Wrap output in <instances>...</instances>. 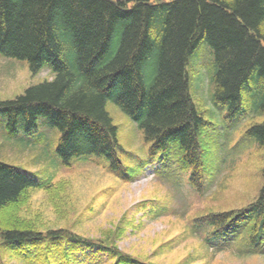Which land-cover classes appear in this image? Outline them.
<instances>
[{"label":"trees","instance_id":"1","mask_svg":"<svg viewBox=\"0 0 264 264\" xmlns=\"http://www.w3.org/2000/svg\"><path fill=\"white\" fill-rule=\"evenodd\" d=\"M203 41L214 55L213 101L229 118L244 106L264 118V0H0V56L27 61L33 76L45 68L55 75L0 101V116L12 132L20 122L31 132L45 118L61 132L57 154L65 166L99 158L110 174L133 182L135 167L123 164L107 110L112 100L150 144L143 168L161 163L158 173L170 175L174 164L201 193L210 179L206 122L187 66ZM246 134L264 149V120ZM262 176L253 201L193 218L191 236L212 253L264 256V167ZM39 190L58 213L74 209L70 182L43 183L0 161V264H160L153 256L176 246L162 243L148 257L123 251L118 241L130 221L96 238L46 228L24 216ZM155 202L139 210L152 218L171 210ZM182 264H196L193 253Z\"/></svg>","mask_w":264,"mask_h":264},{"label":"rangeland","instance_id":"2","mask_svg":"<svg viewBox=\"0 0 264 264\" xmlns=\"http://www.w3.org/2000/svg\"><path fill=\"white\" fill-rule=\"evenodd\" d=\"M214 72L213 50L203 41L187 66L191 96L206 122L201 141L210 179L201 193L190 185V173L177 171L174 164L170 175L158 173L161 163L143 168L150 144L145 142L138 124L112 100L108 101L107 110L119 129L123 164L135 167L133 182L110 174L99 158L75 160L70 167L65 166L57 154L61 132L45 118H40L31 132L23 122L12 132L7 119L0 116V161L43 183L68 181L70 197H74L75 210L63 214L48 203L45 190L35 191L24 216L46 228L68 227L90 238L130 221L133 225L126 227L118 241L125 252L148 257L162 243L176 240L172 251L162 257L153 256L160 264H182L192 253L196 264H264V256L209 252L202 237L190 234L193 218L209 211L244 207L257 197L263 185L264 149L246 133L252 124L264 118L245 106L236 117L229 118L227 107L213 101ZM54 77L47 68L33 76L27 61L0 56V101L13 100ZM155 200L171 210L156 218L145 216L138 205ZM10 264L20 263L14 260Z\"/></svg>","mask_w":264,"mask_h":264}]
</instances>
